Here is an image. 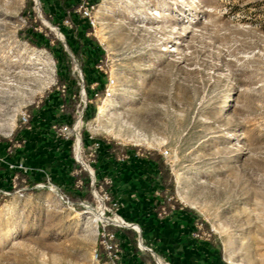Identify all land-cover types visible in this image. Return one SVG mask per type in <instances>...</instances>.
Masks as SVG:
<instances>
[{
  "label": "rangeland",
  "instance_id": "rangeland-1",
  "mask_svg": "<svg viewBox=\"0 0 264 264\" xmlns=\"http://www.w3.org/2000/svg\"><path fill=\"white\" fill-rule=\"evenodd\" d=\"M95 143L97 187L110 149L140 160L158 216L264 264V0H0V264H104L111 204L61 164Z\"/></svg>",
  "mask_w": 264,
  "mask_h": 264
},
{
  "label": "crops",
  "instance_id": "crops-1",
  "mask_svg": "<svg viewBox=\"0 0 264 264\" xmlns=\"http://www.w3.org/2000/svg\"><path fill=\"white\" fill-rule=\"evenodd\" d=\"M43 110H45L44 105L40 107L39 112ZM34 118L33 116L31 123L35 120ZM93 146V144L86 146V156L90 161L87 164L91 170L78 160L76 154L74 160H70V156L63 160L62 167L67 166L63 171V179L67 180L66 184L70 183L71 179H80L84 170L88 176L85 178L97 182L103 180L98 179L99 175L95 168L97 160L88 158L91 156ZM116 155V149H110L106 157V172L111 177V183L107 185V188L113 200L119 204L118 215L127 225L121 227L110 225L108 228L117 233L124 264H165L164 262L167 264H230L217 245L194 238L192 231L196 215L192 211L179 207L165 216H158L156 179H141L142 161H131L129 155H125L124 158ZM11 174L14 175L15 170L0 164V179H9ZM155 254L164 262L158 261Z\"/></svg>",
  "mask_w": 264,
  "mask_h": 264
},
{
  "label": "built area",
  "instance_id": "built-area-1",
  "mask_svg": "<svg viewBox=\"0 0 264 264\" xmlns=\"http://www.w3.org/2000/svg\"><path fill=\"white\" fill-rule=\"evenodd\" d=\"M85 14L87 15L88 18H91L92 15L90 13V11L86 10ZM91 23L94 24V21L91 20ZM115 86V80L113 78L109 79V83L106 89V96L110 97L113 94V87ZM20 121L24 124L28 123V119L29 116L26 113H22L20 115ZM53 128L59 132L62 135H68L71 132V129L68 125H62V126H58V125H53ZM99 144L95 143L93 146V150L91 151V156H94L97 148H98ZM12 165H9V168H12ZM15 170V174H14V178L18 179L19 178V172L22 169H13ZM105 183H110L111 180L110 179H105L104 181ZM82 184V182H81ZM103 183L101 186H96L95 185V181H92L91 186L93 187V189H96V191H98L99 193H101V199L103 201V203L105 204L106 202L111 204V208L108 209L109 211H111L112 213V218L111 221L107 222V223H103L102 227L98 233V246L95 249V255L96 258L99 261H103L104 264H124L122 262V248H121V244L120 241L118 239L117 233L113 230H110L108 227L110 225H114L117 227H121L122 225L119 224L117 222V217H120L117 213V210L119 208V204L117 201H114L112 196L110 195V193L108 191H106L103 187ZM105 213V212H104ZM168 211L165 207H163L160 215H167Z\"/></svg>",
  "mask_w": 264,
  "mask_h": 264
},
{
  "label": "trees",
  "instance_id": "trees-1",
  "mask_svg": "<svg viewBox=\"0 0 264 264\" xmlns=\"http://www.w3.org/2000/svg\"><path fill=\"white\" fill-rule=\"evenodd\" d=\"M85 118H86V116H85ZM20 174H21V173H19V175H20ZM82 188L85 189L86 195H91V183H90V181H86V182H84ZM109 193H110V192H109ZM110 195H111V193H110Z\"/></svg>",
  "mask_w": 264,
  "mask_h": 264
},
{
  "label": "bare ground",
  "instance_id": "bare-ground-1",
  "mask_svg": "<svg viewBox=\"0 0 264 264\" xmlns=\"http://www.w3.org/2000/svg\"><path fill=\"white\" fill-rule=\"evenodd\" d=\"M117 222L119 223V224H121V225H127V223L121 218V217H118L117 218ZM259 242V241H258ZM155 257H156V259L158 260V261H161V259H159L156 255H155ZM262 260L264 261V255H262ZM261 261V260H260Z\"/></svg>",
  "mask_w": 264,
  "mask_h": 264
}]
</instances>
